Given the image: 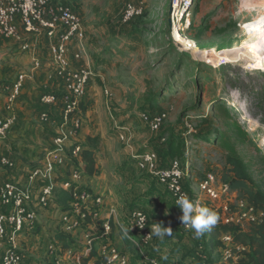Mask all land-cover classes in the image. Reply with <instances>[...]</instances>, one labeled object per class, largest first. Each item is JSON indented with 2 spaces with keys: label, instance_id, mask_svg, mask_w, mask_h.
Returning a JSON list of instances; mask_svg holds the SVG:
<instances>
[{
  "label": "rangeland",
  "instance_id": "obj_1",
  "mask_svg": "<svg viewBox=\"0 0 264 264\" xmlns=\"http://www.w3.org/2000/svg\"><path fill=\"white\" fill-rule=\"evenodd\" d=\"M186 2H190L187 12L183 9ZM53 3L70 7L82 18L85 29L83 44L88 45L99 58L93 57L91 64L83 66L90 65L94 71L87 96L91 85L95 83L98 90L95 98H99L102 104L101 109L99 108L103 117L100 125H97V121L90 124L103 133L102 143L108 148L103 147L101 162L103 179L112 183L111 191L117 195L118 190L124 191V185L122 175L114 173L105 159H109L112 165L118 164L124 159L120 155L121 149L127 145L134 148L135 151L131 154L135 159L138 154L147 151H154L159 156L158 149L167 148L170 139L175 138L178 139L177 145L180 140L187 142L186 149L178 147L182 154L173 160L184 163L188 157L189 177L186 183L194 199H200L204 206H228L232 210L231 205L236 204L235 193L221 197L220 201H209L198 187L199 182L207 175L215 176L218 188L224 183L223 176L227 172L225 151L221 145L201 141L197 138L199 135H186V122L192 124L195 130L203 127L217 129L232 136L253 180L262 184L264 163L260 160L257 149L264 157V71H249L245 64L231 65L223 62L214 67L208 61L217 58L223 61L226 57L238 54L264 53V29L259 28L264 11L254 8V0H182L177 18L174 8L178 0H53ZM128 4L140 5L143 12L131 21L124 22L122 16ZM17 25L22 41L35 45L34 38L24 31L20 17H17ZM185 41H190L193 45L190 46ZM176 42L186 48H178ZM78 68L80 67L75 66L74 69ZM16 69L23 72L32 70L30 52L21 50L20 41L0 36V114L5 117V87L18 76ZM106 90L109 91V96L106 95ZM41 91L39 88L36 90L34 100L37 103H40ZM55 106L57 107L46 109L52 114L51 117H55L61 109L60 104ZM240 106L245 108L244 112L240 111ZM220 108H225L231 119L229 113L224 115ZM80 111L81 127L75 138L70 139L73 142L86 126L85 112L82 108ZM142 112L166 115L158 132L150 131L143 123L140 118ZM234 119L242 124V129L248 134L245 142L237 141L239 138L232 129ZM61 127L63 128L62 125ZM107 128H110L111 134L106 135ZM122 135L125 140L121 139ZM162 138H165V142ZM24 139L21 140L24 145L35 140L34 138L29 142ZM3 149L6 150V143ZM105 151L108 153L105 154ZM27 168L34 167L28 165ZM138 178L140 176H136L134 180ZM135 193L142 196L137 201H148L144 204V209L150 218L160 220L158 223L171 231L170 236L154 235L152 244L148 247L151 251L146 252L148 255L158 258L162 264H216L217 259L224 256V251L218 248L205 247L204 242L210 238L207 232L196 238L194 230L185 231L182 228L178 210L172 203L162 201L167 193L161 186L156 185L153 191L148 184L143 189L136 188ZM119 197L121 203L125 195ZM164 203L165 205H161ZM52 205L43 211L50 212ZM166 205L167 209L163 211ZM126 209L129 208L120 210L125 216ZM98 211L96 219L101 220V224L98 220H91L88 222L91 225L89 232L101 230L102 220H106L108 216L103 209ZM222 212L223 216L227 215L223 209ZM40 213L36 212L38 218ZM47 222L54 223L56 220L50 218ZM41 229L36 230L34 236ZM46 230L47 233L52 232L50 228ZM47 240L46 248L53 243L51 241L48 244L51 237ZM128 253L133 264L138 261L141 264L142 260L137 253ZM66 264L75 262L70 260Z\"/></svg>",
  "mask_w": 264,
  "mask_h": 264
},
{
  "label": "built area",
  "instance_id": "obj_2",
  "mask_svg": "<svg viewBox=\"0 0 264 264\" xmlns=\"http://www.w3.org/2000/svg\"><path fill=\"white\" fill-rule=\"evenodd\" d=\"M181 2L182 0H178L177 8H174L176 18L181 9H178ZM189 5L190 2L184 4V11L187 12L189 10ZM142 12L143 8L140 5L128 4L123 12V21L128 22L141 15ZM17 17L21 18L23 29L28 35L37 36L46 33L47 37L52 40L51 52L55 65V74L62 78L65 84V94L62 98L63 122L61 125L67 131V134L66 136L57 137L55 143L59 146V149L50 152L40 167L29 172V181L38 182L46 180L59 167L67 164L68 154L65 153L64 146L68 142L72 143L70 139L75 138L74 136L80 130L81 103L88 94L89 84L94 77V71L90 65L74 69L68 57L69 47L74 42L81 46L80 50L74 54V59L81 61L85 56V45L83 44L85 29L83 21L70 7L61 3L54 4L53 0H0V36L5 39L20 41L21 50L31 52L33 49L32 44L22 41V36L17 25ZM26 77V74H21L9 90L6 108L9 114L13 111L14 105L20 96ZM51 78L50 75L49 79ZM106 95H110L108 90H106ZM41 101L47 106H55L58 103L57 97L52 94L43 95ZM140 118L150 131L158 132L166 120V115H150L142 112ZM40 120L47 123L50 121V117L47 113H43L40 116ZM14 123L15 118L12 115L0 118V143L6 138ZM185 126L187 128L186 135L195 134L196 130L192 124L186 122ZM121 139L125 140L124 135L121 136ZM162 141L165 142V139L163 138ZM82 152V146L74 144L71 146L70 157L78 160L81 158ZM136 160L140 169L149 171L168 190L174 202L181 196L186 195L193 201L197 211L199 208L206 206L214 213L218 209H223L227 213L224 223L235 226L243 227L245 224L259 223L263 216L261 211H257L245 201L237 202L233 212H230L228 206H224V208H217L215 205L204 206V203L200 199H194L195 197L191 196L184 188V180L189 175L187 162L184 167L180 161L173 160L167 168H162L158 165L159 158L154 151L138 154ZM0 163L6 168L15 167L14 162L6 157H2ZM71 176V180L62 184V187L71 192L73 200L70 203V210L62 216L61 221L65 232L69 234H73L77 230L85 232L87 240L86 256H90L93 253L95 244L93 236L89 233L91 225H87V221L90 218L96 219L99 216L98 210L103 205V198L93 193L90 188L79 184L83 176L82 171L75 169ZM217 185L215 176L207 175L199 182L198 187L200 192L208 197L209 201H220L221 197L228 196L231 192L228 184L222 183L219 188ZM52 194L53 188L45 186L38 199V204L42 207H47ZM0 202L2 206L9 210L8 214L0 213V251L3 253L1 262L2 264H25L26 255L19 249L17 238L23 232L26 225L30 229H33L37 220L36 212L28 208L29 204L34 202V197L31 193L22 191L17 183L7 182L0 187ZM179 211L180 215H182L180 209ZM112 218L108 216L103 221L102 232L99 236L102 240L99 254L105 264H130L129 255L110 242L109 236L112 234L114 227L118 228L123 238L140 252L145 264H162L159 259L152 258L146 253V249L155 235L151 232V229L155 225L150 223L148 215L145 212L134 210L128 224L113 220L114 225H112ZM135 224H143V227ZM182 228L185 231L191 230L184 225H182ZM220 240L225 246V249H223L224 260L231 258L232 235L223 234ZM47 254L53 260V264H66L64 254L56 244H49ZM238 259L239 257L234 258V264H237ZM75 264H83L82 257L77 258Z\"/></svg>",
  "mask_w": 264,
  "mask_h": 264
},
{
  "label": "crops",
  "instance_id": "obj_3",
  "mask_svg": "<svg viewBox=\"0 0 264 264\" xmlns=\"http://www.w3.org/2000/svg\"><path fill=\"white\" fill-rule=\"evenodd\" d=\"M32 37L34 38L33 42L35 43V45H32L33 49L30 52L32 70L23 72L18 71V69H16L19 72L18 76H16V78L12 81L11 84L6 85L5 87L6 97L4 111L6 112L7 117H10L11 115L14 116L15 123L6 138L0 143V160L2 157H6L15 163V167L6 168L0 163V187L7 182H15L18 184L19 188L22 191L31 193L32 196L35 198V201H37L42 193V189L45 186H51L52 188H61L63 182L67 180L70 181L74 167L72 164L68 163L67 165L60 168L57 173L55 172L54 174H51L44 181L30 182L28 179V173L30 170H32L27 168L28 165H31V167L34 168L41 166L50 152L59 149V146L55 143V139L59 136H66L67 134V131L61 127L59 122L60 111L58 114H55V117H51V114V121L47 123H44L40 120V112L43 108L39 102L37 103V101L34 100L36 97V90L38 88L40 90L42 89L41 94L44 92L62 94L65 91V85L61 80L56 79L50 82L48 79V75L55 70L53 56L50 49V44L52 40L46 35H37ZM80 47L81 46L75 42L72 43L69 47L68 57L71 61L72 67H82L86 63L91 64L90 60H92L93 62V57L99 59L96 55V52L91 51L88 45H85L84 49L86 56L83 58V61L75 60L74 54L80 50ZM36 65H38V67H36ZM21 74H26L27 77L23 84L21 94L16 104L14 105L13 111L9 114L6 109V99L9 94L10 88L13 84L16 83L18 77ZM90 88L91 91L86 97L82 106V109L86 115V126L83 130H81L78 135V138L75 139L76 141H72V143L68 142L67 144H65L64 151L66 154H68L71 151V146L73 145V143H80L83 148L86 147L96 149L95 160L97 162V174L93 176L83 174L79 184L81 186L91 188L95 194L103 198V205L101 209H103L104 212L108 214V216H113V220L115 222L120 221L123 224H128L131 219L132 209L136 206L144 208V204H147L144 201H137L142 196H138L135 193V189H143L148 184H150L151 186L153 184L152 180L155 181V179L151 176L143 183L137 184L138 179L134 180V178L136 176L143 175L145 172L139 170L134 155L131 154L132 151H135L134 148L127 145L121 149L122 151L120 152V155L123 156L124 159L118 162V164L112 165L109 159H105L106 164L113 168L114 173L116 172L117 174L122 175L121 179L124 185V191L121 192L120 190H118L119 194L117 193V195L116 192L110 190L112 187V183L106 179H103L104 173L103 165L101 162L103 159V147L106 149L108 148L106 147L104 142L102 143L103 133L99 132L90 124L91 122L97 121V125H100L103 117L100 115L99 108L101 109L102 104L99 98H95L97 97L95 96L97 95L95 93L98 91L95 83H93ZM56 107L57 106L50 108L52 109ZM0 118L6 117L0 114ZM109 131L110 128H107L106 135L107 133L111 134V132ZM22 138H25L24 140L29 142H31V139L34 138L35 140L29 145H24L23 142H21ZM4 142L6 143V150L3 149V145L5 144ZM135 147L137 148V146ZM137 151L139 152V150ZM104 153L107 154L108 152L105 151ZM78 161L80 166L82 167V172H84L85 165L81 162V158L78 159ZM106 169L110 171L108 166H106ZM126 171L128 172L126 173ZM130 189L132 191H130ZM119 195H125V199L122 200L121 203L119 201ZM165 201L169 204L172 203L171 198L168 197L165 199ZM30 207L31 209H34V211L37 213L41 212L38 218L39 226H37V230H39L40 228L42 229L37 236H34V233L29 231L19 234L17 238V245L21 251H23L24 253L26 252V254H28L25 264H52V262L48 261L47 258L46 241H48L47 239L51 237V240H49L48 244L51 241L58 242L55 238V234L57 232L62 231L61 218L65 211H63V209L55 203H53V205L50 207L51 211L48 213L44 212L46 208L38 205L37 203H32ZM125 207L129 208L126 209V216L120 211ZM2 208L3 206L0 202V212L2 211ZM166 209L167 205L166 207H164L163 211H165ZM120 212L123 214H121V217ZM50 218L55 219L56 222H47ZM120 218H122L123 220H120ZM152 220L156 223L160 222V220ZM48 228L52 229L51 233H47L46 229ZM82 231L83 230H77L69 236L70 238L67 240L68 248L64 251L66 261H68V263L70 262V260L76 262L77 257H82L83 264H98L97 261L100 259L99 247L102 242L99 236L102 230L98 229L97 232H94L93 230L92 232H89L91 236H93L96 248L90 256H86L87 240L85 237V232ZM109 239L111 243H113L119 249L124 250L128 255H130L128 251L137 253V250H135L134 246H131L130 248L126 246L122 234L119 232L118 228H114L112 234L109 236ZM2 257L3 253L2 251H0V264H2ZM224 259L225 258L223 256L222 260ZM130 264H132L131 259ZM137 264H139V261L137 262ZM141 264H143L142 261Z\"/></svg>",
  "mask_w": 264,
  "mask_h": 264
},
{
  "label": "trees",
  "instance_id": "obj_4",
  "mask_svg": "<svg viewBox=\"0 0 264 264\" xmlns=\"http://www.w3.org/2000/svg\"><path fill=\"white\" fill-rule=\"evenodd\" d=\"M43 35H46V33L43 34ZM50 49H51V44H50ZM50 75L52 77L51 79H49ZM48 79H49L50 82L53 81V80L58 79V80H61L63 82V84H64L63 79L58 77L55 74V70L51 74L48 75ZM45 94H52V95H55L57 97V99H58V103L57 104L61 105L60 115H59V122H60V125H61L62 122H63V118H62V108H63L62 98H63V96L65 94V91L62 94L52 93V92H44V93H42V96L45 95ZM42 96H41V98H42ZM84 100L81 103V108H82V106L84 104ZM40 103H41V106L43 108L41 113H40V116L43 113H47L49 115V117H50V113H48L46 111V109L48 107H55V106L44 105L41 100H40ZM224 109L225 108H220V111H223L224 115L228 114L229 112H227ZM228 115H229V117L231 119L230 113ZM50 121H51V118H50ZM232 129L234 130V133H236L238 138H239V140H237V141H241V142L244 141L245 142L246 139H248V137H247L248 134L246 133V131H244L242 129V124H240L237 121V119L236 120L234 119V123L232 125ZM186 132H187V128H186ZM193 135H196V136L199 135V136H197V138H199L203 142H208V143L211 142L213 145H221V148L225 151V158L224 159H225V167L227 169L226 174L223 176L222 182L228 184L229 188H230V192L231 193H235L237 195L236 204L239 201H245L249 205L253 206L257 211H261L263 213V216H262V218H261L259 223H250V224H247V225L245 224V226L242 227V226H235L233 224H225L224 223L225 216H223L222 209H218L216 211V213H215L216 216L218 217L217 223L210 231H207V233H208L210 238L208 239L207 242H204L205 247L207 249L208 248H210V249L218 248L219 250L223 251V249H225V246L223 245L222 241L220 240V237L223 234H231L232 238H233L232 245H231V248H230L231 253H232V257L231 258H227L226 260H222V258H218L216 264H234V258L235 257H239V259L237 260V264H264V176H263L262 184H259V183L255 182L253 180L249 168L242 162V159H241L239 151H238L237 142L232 138V136L225 135L224 131L217 130V129L211 130L210 128H204L203 127L200 130L196 129V132ZM177 142H178V139L171 138L170 141L167 144V148L158 149L159 150L158 151V153H159V156H158L159 163H158V165L160 167L167 168L170 165V163H171L170 161L171 160L176 159L178 157L177 155L180 156V154H182L180 148H178V147L183 146V148L186 149V147H185L187 145L186 140L183 141V142H182V140H180V144L179 145H177ZM249 143L250 144H254V142H252V141H250ZM257 152L259 153V155L261 157L260 160L264 163V157H262L259 148L257 149ZM70 156H71V151L68 153L67 164L68 163L72 164L73 167H74L73 168L74 170L76 169V170L82 171V167L80 166L79 161L77 159H74V158L72 159ZM95 157H96V149L86 148V147L83 148V152H82V155H81V161L85 165V171L83 172V174H86L88 176H93V175L97 174V167H96L97 162L95 160ZM135 161H136V164L138 166V163H137L136 159H135ZM187 161H188V157L185 159L184 163H182L181 161L180 162L185 167ZM62 167H59L56 170V173ZM36 168H38V167H36ZM36 168H34V169H36ZM34 169H32V170H34ZM32 170H30V171H32ZM140 170H143V169H140ZM144 171H146V172L143 175H140V178H138V180H137L138 181L137 184L143 183L145 180L149 179L152 176L155 179L154 183L151 185L152 190L154 191V187L156 189V185L157 184L159 186H161L167 193V195H165V198L163 199V202H165V199L167 197L171 198L172 205L178 210L179 215H180L179 208L176 206V204L174 202V199L172 198V196L170 195L168 190L163 185H161L158 182V180L149 171H147V170H144ZM28 176H29V173H28ZM188 177H189V175H188ZM187 178L184 180V188L186 189V191L191 196H193L188 191L187 183H186L187 180H188ZM67 181L63 182V184L66 183ZM38 182H40V181H38ZM90 190H92V189L90 188ZM93 193H94V191H93ZM72 200H73V198H72V195H71L70 191L65 190L63 187H61V188H53V194H52V198L50 200V203L48 204L47 207H44V208H48L50 205L55 203L59 207H61L63 209V211H65L64 212V214H65L66 212H68L70 210V203H71ZM144 202L146 203L148 201H144ZM33 203H37L38 204L39 202H38V200L35 201V198H34V202ZM31 204H29V207H28L29 209H31V207H30ZM236 204H235V206L231 205V209L232 210L235 209ZM164 205H165V203H164ZM206 208H209V207L206 206ZM134 210H142L143 212H145L148 215V218H149L151 224L152 223L153 224L156 223L150 218L148 212L143 207L136 206V207H134L132 209V212ZM232 210H230V211H232ZM0 213L8 214L9 210H7L3 206L2 211ZM91 220H98V219L90 218L87 221V225H90V224H88V222H90ZM98 221L101 224V220H98ZM102 221H104V220H102ZM111 223H112V225H114L112 220H111ZM38 224H39V219L37 217V220H36V222L34 224L33 229H30L26 225L24 227L22 233H25L27 231L32 232V233L36 232V230L38 228L37 226H39ZM61 229H62L61 232H57L55 234V238H56V240L58 242L53 241V243L56 244L57 247L64 254V251L68 248L67 240L70 238L69 236L71 234L65 232V230L63 228L62 221H61ZM123 239H124V243L126 244L127 247L130 248L131 246H133L125 238H123ZM148 247L146 249V252L148 250ZM95 249L96 248L94 247L93 252L95 251ZM120 250H122V249H120ZM122 251L125 252L124 250H122ZM137 254L140 256V258L142 260V263L145 264V261H144L142 255L140 254L139 251H137ZM149 256H150V254H149ZM152 256L153 255H151L150 257H152ZM47 257H48V260L51 261L52 264H53L54 262L48 256V254H47ZM99 257H100V255H99ZM152 258H155V257H152ZM156 259H158V258H156ZM202 262H204V261H202ZM97 263L98 264H105L104 261L101 259V257L97 261ZM211 263H213V262L211 261ZM134 264H137V263L135 262Z\"/></svg>",
  "mask_w": 264,
  "mask_h": 264
},
{
  "label": "clouds",
  "instance_id": "obj_5",
  "mask_svg": "<svg viewBox=\"0 0 264 264\" xmlns=\"http://www.w3.org/2000/svg\"><path fill=\"white\" fill-rule=\"evenodd\" d=\"M175 204L182 212V215L179 217L182 225L194 230L196 238L203 236L205 232L210 231L217 223L218 217L213 211L206 207L199 208L197 211L193 201L186 195L178 198ZM135 225L143 227V224ZM154 225L151 232L156 236L163 237L165 235H171L170 228L163 227L160 223H154Z\"/></svg>",
  "mask_w": 264,
  "mask_h": 264
},
{
  "label": "bare ground",
  "instance_id": "obj_6",
  "mask_svg": "<svg viewBox=\"0 0 264 264\" xmlns=\"http://www.w3.org/2000/svg\"><path fill=\"white\" fill-rule=\"evenodd\" d=\"M253 6L257 11L263 12L264 0H254ZM260 22L261 23L259 28L262 30L264 29V18H262ZM185 43L189 44L190 46L193 45V43L190 41H185ZM208 61H211L210 64L214 67L219 66L223 62L231 65L245 64L248 67L249 71H264V53L259 52H252L249 55L238 54L232 57H226L223 61L221 60V58L209 59ZM239 108L240 111H245V108L243 106H240Z\"/></svg>",
  "mask_w": 264,
  "mask_h": 264
},
{
  "label": "water",
  "instance_id": "obj_7",
  "mask_svg": "<svg viewBox=\"0 0 264 264\" xmlns=\"http://www.w3.org/2000/svg\"><path fill=\"white\" fill-rule=\"evenodd\" d=\"M176 44H177V47L180 48V49H184V48H186L185 46H183V45H181V44H179V43H177V42H176Z\"/></svg>",
  "mask_w": 264,
  "mask_h": 264
}]
</instances>
